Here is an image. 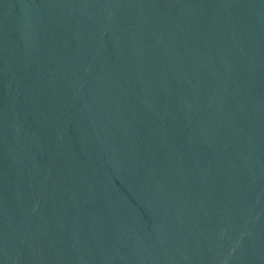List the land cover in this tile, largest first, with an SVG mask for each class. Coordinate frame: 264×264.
<instances>
[{"label":"water","instance_id":"1","mask_svg":"<svg viewBox=\"0 0 264 264\" xmlns=\"http://www.w3.org/2000/svg\"><path fill=\"white\" fill-rule=\"evenodd\" d=\"M0 264H264V0H0Z\"/></svg>","mask_w":264,"mask_h":264}]
</instances>
